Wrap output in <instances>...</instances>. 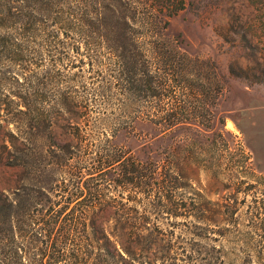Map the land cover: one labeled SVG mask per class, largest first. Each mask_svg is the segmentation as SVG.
<instances>
[{"label":"trees","instance_id":"trees-1","mask_svg":"<svg viewBox=\"0 0 264 264\" xmlns=\"http://www.w3.org/2000/svg\"><path fill=\"white\" fill-rule=\"evenodd\" d=\"M159 23L136 0H0V264H241L209 235L210 225L241 226L238 203L210 201L198 179L213 180L210 171L170 144L176 125L191 131L186 121L205 115L188 100L201 87L181 72L187 58L159 39ZM81 48L93 52L96 76L79 96L56 90L80 78L66 75L75 68L67 50ZM111 95L121 108L98 112L87 129L90 104ZM126 98L151 107L129 113ZM135 120L153 134L143 142L144 160L116 144L136 132ZM72 130L74 173L63 171L74 158ZM112 185L128 189L121 192L127 202L110 197ZM262 210L253 208L248 223L260 247L247 234L242 264L264 256ZM164 214L190 218L184 233L192 237L165 227Z\"/></svg>","mask_w":264,"mask_h":264},{"label":"rangeland","instance_id":"rangeland-1","mask_svg":"<svg viewBox=\"0 0 264 264\" xmlns=\"http://www.w3.org/2000/svg\"><path fill=\"white\" fill-rule=\"evenodd\" d=\"M136 1L143 12L153 13L161 21L158 29H155L159 39L167 41L174 49L173 53L187 58L182 62L181 72L186 74L193 86L201 87L200 97L196 100L198 92L195 88L190 91L188 100L200 103L198 113L205 115V118L199 116L187 120L186 126L192 128L191 131L177 130L181 123L176 125L170 144L175 155L183 151L181 155L186 159L203 163L205 169L210 171L213 180L207 174L198 178L202 189L209 193L210 201L216 202L224 197L238 203L241 226L235 228L227 223L210 225L209 235L214 237L219 249L235 254L237 262L242 264L249 253L240 242L247 234L254 240L255 248L260 247L258 234L251 233V225H248L250 211L261 207L264 218V0H184L183 9L173 17L168 15L178 9L181 0H171L170 9L167 8L166 0ZM166 22L169 24L165 29ZM67 52L73 57L75 68L66 75V79L68 81L75 73V76H80V80L77 78L56 90H70L79 96L82 87L87 84L85 81L90 82L89 77L96 76L97 65L90 64L88 55L93 52L85 48L79 51L69 49ZM100 53L108 56L105 49ZM79 63L78 68L76 66ZM49 68L50 65L46 63L44 69ZM92 86L90 83L87 88ZM125 103L131 111L129 113L145 106L151 107L150 104H142L141 107L132 105L130 98H126ZM162 103L166 104L168 100ZM121 106L122 103L112 95L91 103L88 110L92 116L86 128L89 129L95 122L98 112L114 116ZM138 122L135 120L132 124L136 126V132L121 135L116 144L118 149L123 148L135 159L144 160L148 150L143 148V142L150 140L153 134L144 127V123ZM196 130H199L200 137L195 135ZM74 133L75 130L70 131L66 138L65 134L58 131L73 145L74 155L71 157L74 158L63 165V171L71 173L75 171ZM98 133L101 134L102 130H98ZM216 133L221 136L215 137ZM147 134L148 137L144 139ZM215 138L218 144L214 143ZM158 142L152 147L156 148ZM9 174L6 177H10ZM73 177L68 173L64 175L67 180ZM195 184L198 185L196 181ZM110 188L109 195L114 201L127 202L121 192L128 189L115 185ZM71 208H75V202ZM152 220L155 222L154 216ZM190 220L169 214H164L162 218L165 227L176 235L183 233V237H192L184 233L190 226L187 224ZM252 256L247 258L246 264H264V256Z\"/></svg>","mask_w":264,"mask_h":264}]
</instances>
